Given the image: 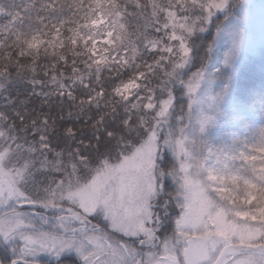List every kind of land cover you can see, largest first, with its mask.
Instances as JSON below:
<instances>
[{"label": "snow or ice", "instance_id": "1", "mask_svg": "<svg viewBox=\"0 0 264 264\" xmlns=\"http://www.w3.org/2000/svg\"><path fill=\"white\" fill-rule=\"evenodd\" d=\"M0 264H264V0H0Z\"/></svg>", "mask_w": 264, "mask_h": 264}, {"label": "rangeland", "instance_id": "2", "mask_svg": "<svg viewBox=\"0 0 264 264\" xmlns=\"http://www.w3.org/2000/svg\"><path fill=\"white\" fill-rule=\"evenodd\" d=\"M252 2L258 4L260 2V0H252Z\"/></svg>", "mask_w": 264, "mask_h": 264}, {"label": "trees", "instance_id": "3", "mask_svg": "<svg viewBox=\"0 0 264 264\" xmlns=\"http://www.w3.org/2000/svg\"><path fill=\"white\" fill-rule=\"evenodd\" d=\"M257 84H258V80H257Z\"/></svg>", "mask_w": 264, "mask_h": 264}]
</instances>
